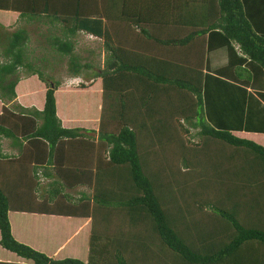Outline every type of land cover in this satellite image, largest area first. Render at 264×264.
I'll return each instance as SVG.
<instances>
[{
	"label": "trees",
	"instance_id": "16d2710c",
	"mask_svg": "<svg viewBox=\"0 0 264 264\" xmlns=\"http://www.w3.org/2000/svg\"><path fill=\"white\" fill-rule=\"evenodd\" d=\"M19 21L59 31L46 50L72 76L92 68L78 34L105 60L62 86L29 61ZM118 25L146 55L149 39L216 30L210 47L237 51L214 70L202 45L181 63L123 60ZM2 139L17 152L0 144V264H264V0H0ZM30 184L38 198L11 189ZM18 213L42 219L24 221L38 242L17 236Z\"/></svg>",
	"mask_w": 264,
	"mask_h": 264
},
{
	"label": "crops",
	"instance_id": "0c3cea01",
	"mask_svg": "<svg viewBox=\"0 0 264 264\" xmlns=\"http://www.w3.org/2000/svg\"><path fill=\"white\" fill-rule=\"evenodd\" d=\"M12 29L11 27H8V30ZM118 29L116 35H112L113 38H115L118 42V48L121 51V57L123 60H134L133 62H135V60H180L177 61L178 63H181L183 60V56H182V51H184L187 46H190L192 49H197V56H198V49L200 47V45H202V49L204 48V60H208L209 63V67L211 69H215L217 67L220 66H224L227 64L228 62V49L229 46L233 47V49L235 50V52L237 51L236 46L233 43H230L229 41H227L226 43H221V45L215 47H210V44L212 45V43H219L221 41V39H223L221 36H218V34H215L216 32H218V30H216L215 32H210L208 35H206L207 38V42L206 44H204L200 39H198L197 37L193 36L191 40V42L188 44V42L185 45H178V46H172L170 45L169 47H165L162 46L161 44L158 43V39L154 38L153 39H149L148 40V45L150 46V49H145V52L147 53V55L145 53H141V48L138 47L135 43L137 41H145V40H141V38L139 36L134 35H128V33H126V30L123 29L122 25H118L116 27V30ZM160 30H162L163 32H160ZM160 30L158 31V35H156V37L160 38L162 35H165L167 38H169V36L167 35V28H160ZM150 33L152 34V26L150 27ZM213 33V34H212ZM133 34V33H132ZM153 45L155 47V49L152 50ZM157 46V47H156ZM163 48L166 49V52L163 51ZM171 53V54H170ZM199 57V56H198ZM156 58V59H155ZM99 60H105V51L101 50L99 52ZM210 60H221L220 62H217L216 64H211ZM176 62V61H175ZM205 71V69H204ZM65 85H63L61 83L62 86H67V80L64 81ZM249 89V88H247ZM250 90V89H249ZM24 104V102H23ZM40 107V106H39ZM5 139H2L0 141V144L2 145V142ZM8 146H9V142H8ZM10 147V146H9ZM11 148V147H10ZM2 152L6 153L5 150H3V148L1 147ZM12 149V150H11ZM9 151H7V153L9 154H16L17 149L15 148H11ZM39 175H41L42 173V168L38 169ZM46 177L45 178H41L40 179V183L41 185L39 186V188L43 187V184L46 182ZM44 182V183H43ZM43 183V184H42ZM14 188H11L16 194H20L21 190L22 191H27V194H30V198H38L40 190L39 191H35V187L30 184V185H23V187H20V189L18 188V186H13ZM13 217L19 218V222L20 224L22 223L23 227H21V225L19 224V227L17 226V236L22 240V241H36L38 242L40 240V238L38 237L40 234H35V235H30L28 236L29 233H31L32 231L29 229V225H25L29 223V221H33L32 223H34L35 227L37 229H40L44 232V227L43 224L41 223V218L35 214L32 215H27L25 213L21 214L18 213L16 215H14ZM25 221V223H24ZM84 240L81 242L80 244V252H82L81 246L84 245ZM62 246L66 244V242L61 243ZM78 247L74 248V253H78L79 250L77 251ZM85 252V250H84ZM73 253V254H74ZM85 254V253H84Z\"/></svg>",
	"mask_w": 264,
	"mask_h": 264
},
{
	"label": "rangeland",
	"instance_id": "374dc122",
	"mask_svg": "<svg viewBox=\"0 0 264 264\" xmlns=\"http://www.w3.org/2000/svg\"><path fill=\"white\" fill-rule=\"evenodd\" d=\"M17 25L23 26L29 30L28 34H29L30 39H29V42L27 43L28 48L26 50L28 57H29V61L37 65L38 68H41V70L45 72L47 75H49V77L50 76L53 77L55 80L60 81L63 85H65L64 83L65 80H69V82H72L71 87L75 85V82H79L78 84H81L85 80L88 81L92 77V73H93L95 66H98L102 62V60H99V52L95 53L98 51L99 41L93 40V38H89V37L86 38L85 35L78 34L77 35L78 42L76 46L77 48L76 51L81 56L82 58L81 61L87 64H91L92 68L89 71H87L88 69H85L83 72L84 74H81L82 76L71 78L72 76L67 70L66 60H59V58H56L55 56H51L50 52L46 50L44 37L49 34V31L53 32V29L48 24H46V22L44 23L34 22V23L25 24L24 22L19 21ZM16 26L12 27V29H14ZM54 32H59V31H54ZM91 51L93 53H91ZM44 57L46 58L45 62L44 60H40L41 58H44ZM220 61L221 60H210L212 65ZM89 94L92 97L95 96L94 93L93 94L89 93ZM83 117L89 120L88 116L83 115ZM81 124L83 123L80 122L78 125L81 126ZM72 125L76 126V123H73ZM1 147L3 148V150L6 151V153L7 151L11 149L8 146L7 140H3ZM192 186H194V184ZM83 190H84L83 188H77L74 192H70V193L76 194L75 192H79Z\"/></svg>",
	"mask_w": 264,
	"mask_h": 264
},
{
	"label": "clouds",
	"instance_id": "9594fccd",
	"mask_svg": "<svg viewBox=\"0 0 264 264\" xmlns=\"http://www.w3.org/2000/svg\"><path fill=\"white\" fill-rule=\"evenodd\" d=\"M90 38V37H89ZM72 76V75H71ZM75 77H79V76H72L71 78H75ZM79 82H75V85H73V87L74 86H78L79 84H78ZM71 85H72V82H69V80H67V86H70L71 87Z\"/></svg>",
	"mask_w": 264,
	"mask_h": 264
}]
</instances>
